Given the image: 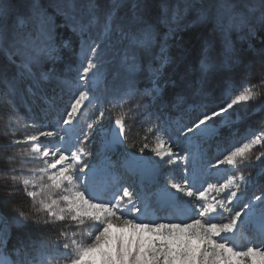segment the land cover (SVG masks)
<instances>
[{
  "label": "snow or ice",
  "instance_id": "1",
  "mask_svg": "<svg viewBox=\"0 0 264 264\" xmlns=\"http://www.w3.org/2000/svg\"><path fill=\"white\" fill-rule=\"evenodd\" d=\"M153 7L0 0V264H264V0Z\"/></svg>",
  "mask_w": 264,
  "mask_h": 264
},
{
  "label": "rangeland",
  "instance_id": "2",
  "mask_svg": "<svg viewBox=\"0 0 264 264\" xmlns=\"http://www.w3.org/2000/svg\"><path fill=\"white\" fill-rule=\"evenodd\" d=\"M16 2L18 3L19 0H16ZM44 2L47 3V0H44ZM152 2H153V5H154V7L152 9L153 15H158L161 12V10H162L160 8V5L163 2V0H152ZM169 3H175V0H169ZM192 16H193V14H189V16H188L187 20L185 21V23L190 22L191 19H192ZM198 30H199V27L195 26L192 29H187L186 32H192V31H198ZM184 34H186V33H182V35H184ZM69 35H71V33L66 31L65 32V36L67 37ZM233 39L235 40V37H233ZM237 47L238 48L242 47L243 49L246 50L243 53V55L245 56L246 63L250 64L251 61H253L256 58V52L252 51V50H249V45L247 43L238 42L237 43ZM252 47H253V49L264 48V33H258L257 34L256 38L252 41ZM217 51H219V44H217ZM196 55H197L196 52L193 51L192 56H193L194 63H195ZM0 63H6V61L3 60L2 58H0ZM61 67H63V66H61ZM244 70L245 69H244L243 66H239V67L235 68L234 70H232L231 73L226 71V72H224L222 74H219V75L215 76L212 79V83H211V88H212L214 94L216 96H219L224 91V89L227 87L229 76H231L233 82H237L238 83L240 81L242 75H243ZM105 71L108 72L110 70L106 69ZM9 72L10 73H14L15 69L14 68H10ZM69 75H74V73H69ZM140 86L143 87L144 86L143 83H141ZM49 93L51 95H55L56 103L62 109L63 104L66 103V101H67V97L64 96L63 99H61L60 98L61 97V93H60L59 89H56L55 93H52V90L49 89ZM30 104H31L30 101L29 102H25V99L21 98V100L19 102V112H20L21 116H24L25 118H27L28 116L34 115L33 109L30 107ZM167 115H169V114H166V116ZM178 115L179 114L177 113V117L176 118H178ZM260 118H261L260 114H257V116L252 117V119L249 121V123H251L252 121H255V120H259ZM104 123H105V127H107L108 124H109V122L107 120L104 121ZM242 130L243 129H241V131ZM233 131H235V130H233ZM224 135L225 136L228 135L227 130H224ZM220 143L221 142L218 141V140H209L208 143L205 145L206 153L207 154H211L212 153V157L216 156L217 155V145L220 144ZM94 144L99 146V138H97V142L94 143ZM111 158L118 165L119 161L122 159V156H121V154H119V151H117V152H114L111 155ZM211 158H209V159H211ZM98 159H99L98 163H100L102 158L99 157ZM117 170L120 171L123 174V170L122 169L117 168ZM251 170L253 171V174L255 175V173L257 172L258 169L256 167H253ZM126 178H127L129 183L133 182V178L132 177H126ZM261 186H264V176L259 177L257 185L249 187L246 195L248 197H252L255 194H259ZM1 209H3V214H6V215L7 214H12V209L11 208H8V209L1 208ZM0 213H2V212H0ZM240 244H241V246H246L247 245V241L242 238L240 240Z\"/></svg>",
  "mask_w": 264,
  "mask_h": 264
},
{
  "label": "trees",
  "instance_id": "3",
  "mask_svg": "<svg viewBox=\"0 0 264 264\" xmlns=\"http://www.w3.org/2000/svg\"><path fill=\"white\" fill-rule=\"evenodd\" d=\"M93 150H98L99 146L96 144L92 145ZM122 151H124V149H120ZM130 151H136V149H129ZM146 154H150V153H146ZM208 156H212L211 154H208ZM97 160V159H96ZM0 212L3 213V209L0 208ZM24 232H30L34 238H39L40 237V231L38 229H27V230H21L19 234L23 235Z\"/></svg>",
  "mask_w": 264,
  "mask_h": 264
}]
</instances>
